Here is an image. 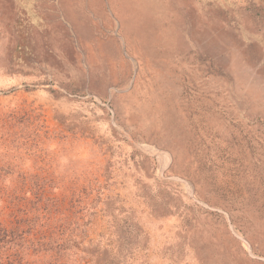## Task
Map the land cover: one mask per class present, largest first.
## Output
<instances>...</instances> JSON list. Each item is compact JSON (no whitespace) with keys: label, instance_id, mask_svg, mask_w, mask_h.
Wrapping results in <instances>:
<instances>
[{"label":"rangeland","instance_id":"obj_1","mask_svg":"<svg viewBox=\"0 0 264 264\" xmlns=\"http://www.w3.org/2000/svg\"><path fill=\"white\" fill-rule=\"evenodd\" d=\"M4 230L0 264H264V0H0Z\"/></svg>","mask_w":264,"mask_h":264},{"label":"trees","instance_id":"obj_2","mask_svg":"<svg viewBox=\"0 0 264 264\" xmlns=\"http://www.w3.org/2000/svg\"><path fill=\"white\" fill-rule=\"evenodd\" d=\"M15 231H17L16 229L13 231V234L15 233ZM11 232V231H9ZM8 231L7 230H4V234L3 233H0V239H3V237H6Z\"/></svg>","mask_w":264,"mask_h":264}]
</instances>
